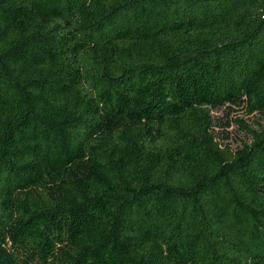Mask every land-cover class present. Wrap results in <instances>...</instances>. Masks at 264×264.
<instances>
[{"label":"trees","instance_id":"1","mask_svg":"<svg viewBox=\"0 0 264 264\" xmlns=\"http://www.w3.org/2000/svg\"><path fill=\"white\" fill-rule=\"evenodd\" d=\"M264 0H0V264H264Z\"/></svg>","mask_w":264,"mask_h":264},{"label":"rangeland","instance_id":"2","mask_svg":"<svg viewBox=\"0 0 264 264\" xmlns=\"http://www.w3.org/2000/svg\"><path fill=\"white\" fill-rule=\"evenodd\" d=\"M213 115L217 117V129L219 130L220 138L233 146H240L247 139V134L241 128L239 120L248 122L252 127H256L253 122L255 119H260L264 123V118L259 115L246 114L239 109L222 108L213 111Z\"/></svg>","mask_w":264,"mask_h":264}]
</instances>
